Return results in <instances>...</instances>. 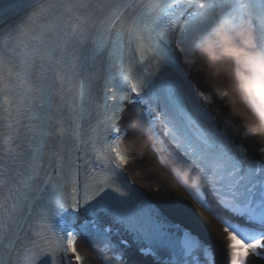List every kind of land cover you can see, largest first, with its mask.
I'll list each match as a JSON object with an SVG mask.
<instances>
[{
    "label": "snow or ice",
    "instance_id": "snow-or-ice-1",
    "mask_svg": "<svg viewBox=\"0 0 264 264\" xmlns=\"http://www.w3.org/2000/svg\"><path fill=\"white\" fill-rule=\"evenodd\" d=\"M205 39L218 96L190 76ZM80 240L96 264H264V0H0V264H87Z\"/></svg>",
    "mask_w": 264,
    "mask_h": 264
},
{
    "label": "bare ground",
    "instance_id": "bare-ground-1",
    "mask_svg": "<svg viewBox=\"0 0 264 264\" xmlns=\"http://www.w3.org/2000/svg\"><path fill=\"white\" fill-rule=\"evenodd\" d=\"M241 50L243 51L244 47H242ZM200 56L203 57V59L205 61V65L207 66L205 74L210 75L209 79L207 81H205L204 85L209 86V85H211V83H213V85L214 84L216 85L219 82H224L225 85L230 87V78L228 77L227 73L224 72L222 69L218 71L217 67H209L208 62H209V59L211 58L210 56H205V55H200ZM225 100H231L232 102L235 101L234 105H233V103L228 104L230 110L235 108V109H239L241 111H246L245 106L236 97L230 95L229 97H226ZM140 119H141L140 112L137 109L132 108V109H129L127 112V115L125 117V123L128 126L135 125L137 122L140 121ZM130 135H131V133H130ZM147 160H149V165H150V167H152V169L149 173L150 174H156L157 168L152 165L151 157L148 156ZM130 168H131L130 171L133 173L134 176H137V173H140V172L144 171V169H145L143 167H140L139 163H132L130 165ZM160 178L162 179V177H160ZM136 182L138 185H140L145 190H148L151 187H155V181L142 180V179L137 178ZM177 195L178 196H186V193H183L182 191L177 190ZM205 215H207V214L205 213ZM209 219H210V217H209ZM219 228H220V226L218 224H213V229L215 231L218 232ZM78 247H79L81 253L83 255H85L86 257H88L87 264H91V261L89 260V256H91L93 253L91 252V250H89L84 245L83 240L79 241Z\"/></svg>",
    "mask_w": 264,
    "mask_h": 264
}]
</instances>
